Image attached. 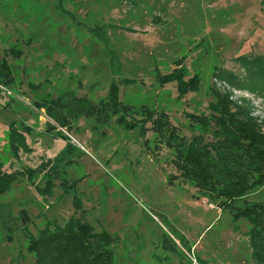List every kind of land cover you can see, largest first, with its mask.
<instances>
[{
    "label": "rangeland",
    "instance_id": "1",
    "mask_svg": "<svg viewBox=\"0 0 264 264\" xmlns=\"http://www.w3.org/2000/svg\"><path fill=\"white\" fill-rule=\"evenodd\" d=\"M0 56L13 78L0 83V163L20 173L0 195V264H35L29 240L72 217L109 234L111 264H255L248 221L179 167L193 137H221L215 93L264 134V92L244 86L264 61V0H0ZM171 73L193 81L184 95L159 81ZM56 100L64 126L46 115ZM146 112L167 115L162 134ZM13 121L29 130L16 155ZM254 203L264 184L233 207Z\"/></svg>",
    "mask_w": 264,
    "mask_h": 264
},
{
    "label": "trees",
    "instance_id": "2",
    "mask_svg": "<svg viewBox=\"0 0 264 264\" xmlns=\"http://www.w3.org/2000/svg\"><path fill=\"white\" fill-rule=\"evenodd\" d=\"M257 64V68L248 73L244 86H256L257 83L259 90L264 92V61L259 59ZM159 81L161 84L176 81L180 95L188 92L189 85H193V81H184L182 74L174 73L162 75ZM0 83L6 86L13 83L4 56H0ZM110 95L113 106H121L115 89ZM215 96L217 100L210 107L213 112L211 122L216 127L214 134L221 137L211 144L202 143L201 136L193 137L186 146L179 170L182 178L191 182L202 194L212 200L220 199L221 208L234 209L235 218L242 217L248 221L253 262L264 264V204H245L243 209L233 207L237 199L264 184V134L259 132L247 108L235 106L226 95L215 93ZM232 107H235L234 112L230 111ZM63 108L64 104L58 100L49 102L46 115L56 124L64 126L65 119H59ZM146 114L152 129L162 134L168 124L167 115L159 113L153 119L152 112ZM192 119L200 121L205 127L209 126V121L203 117L192 116ZM120 122H123V118ZM23 131L29 130L19 129L15 121L10 124L8 140L14 155L20 149L29 151ZM55 135L61 136L59 133ZM70 151L71 145L67 142L65 153L69 154ZM18 175L19 172H9L0 163V195L9 189ZM75 203L79 208L77 200ZM20 217L24 224L29 222L24 210L20 212ZM112 242L106 231L96 232L81 217H72L63 226L49 225L40 230L37 237L29 240L28 250L35 256V264H111Z\"/></svg>",
    "mask_w": 264,
    "mask_h": 264
}]
</instances>
